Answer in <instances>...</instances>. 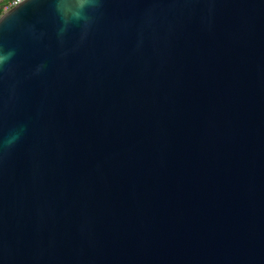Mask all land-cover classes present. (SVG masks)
<instances>
[{
	"label": "water",
	"instance_id": "95a60500",
	"mask_svg": "<svg viewBox=\"0 0 264 264\" xmlns=\"http://www.w3.org/2000/svg\"><path fill=\"white\" fill-rule=\"evenodd\" d=\"M9 53L0 264H264V0H23Z\"/></svg>",
	"mask_w": 264,
	"mask_h": 264
},
{
	"label": "built area",
	"instance_id": "2783aa9c",
	"mask_svg": "<svg viewBox=\"0 0 264 264\" xmlns=\"http://www.w3.org/2000/svg\"><path fill=\"white\" fill-rule=\"evenodd\" d=\"M23 0H9L6 2V4L3 6V12H7L17 6L18 4L22 3Z\"/></svg>",
	"mask_w": 264,
	"mask_h": 264
},
{
	"label": "clouds",
	"instance_id": "9594fccd",
	"mask_svg": "<svg viewBox=\"0 0 264 264\" xmlns=\"http://www.w3.org/2000/svg\"><path fill=\"white\" fill-rule=\"evenodd\" d=\"M11 55H12L11 53L7 55L0 54V65L6 63L11 58Z\"/></svg>",
	"mask_w": 264,
	"mask_h": 264
},
{
	"label": "crops",
	"instance_id": "0c3cea01",
	"mask_svg": "<svg viewBox=\"0 0 264 264\" xmlns=\"http://www.w3.org/2000/svg\"><path fill=\"white\" fill-rule=\"evenodd\" d=\"M9 1V0H0V7L1 6H4L6 4V2Z\"/></svg>",
	"mask_w": 264,
	"mask_h": 264
},
{
	"label": "trees",
	"instance_id": "16d2710c",
	"mask_svg": "<svg viewBox=\"0 0 264 264\" xmlns=\"http://www.w3.org/2000/svg\"><path fill=\"white\" fill-rule=\"evenodd\" d=\"M3 14V6L0 7V16Z\"/></svg>",
	"mask_w": 264,
	"mask_h": 264
}]
</instances>
